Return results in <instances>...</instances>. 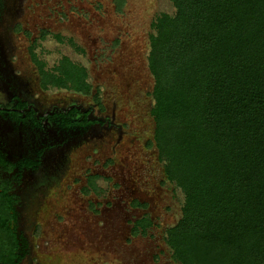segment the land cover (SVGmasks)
<instances>
[{
  "label": "trees",
  "instance_id": "16d2710c",
  "mask_svg": "<svg viewBox=\"0 0 264 264\" xmlns=\"http://www.w3.org/2000/svg\"><path fill=\"white\" fill-rule=\"evenodd\" d=\"M172 1L174 13L152 22L148 54L149 146L185 196L165 242L177 264H264V0ZM114 2L121 9L124 0ZM43 81L92 90L87 68L67 55ZM16 212L0 194V264H20L29 250L27 238L11 231ZM133 224V235H145L153 220Z\"/></svg>",
  "mask_w": 264,
  "mask_h": 264
},
{
  "label": "rangeland",
  "instance_id": "374dc122",
  "mask_svg": "<svg viewBox=\"0 0 264 264\" xmlns=\"http://www.w3.org/2000/svg\"><path fill=\"white\" fill-rule=\"evenodd\" d=\"M25 9L21 60L30 63L34 46L47 67L64 55L84 65L90 94L50 87L51 97L95 102L117 126L72 144L63 171L28 194L22 216L32 248L23 264H177L165 235L181 217L185 196L149 146L155 131L149 36L157 15L174 13L173 1L124 0L118 9L114 0H27ZM146 215L153 225L133 235V222Z\"/></svg>",
  "mask_w": 264,
  "mask_h": 264
},
{
  "label": "flooded vegetation",
  "instance_id": "af4514ba",
  "mask_svg": "<svg viewBox=\"0 0 264 264\" xmlns=\"http://www.w3.org/2000/svg\"><path fill=\"white\" fill-rule=\"evenodd\" d=\"M26 2L0 0V194L7 193L16 204L11 231L28 240L29 250L20 264L32 248L22 216L28 194L63 171L72 144L117 126L114 117L100 111L95 102L51 97V86L43 81L51 67L38 57L34 46L28 49L30 63L21 60L18 39L20 32H27ZM39 62L44 63L45 73ZM96 117L105 120L92 119Z\"/></svg>",
  "mask_w": 264,
  "mask_h": 264
},
{
  "label": "water",
  "instance_id": "95a60500",
  "mask_svg": "<svg viewBox=\"0 0 264 264\" xmlns=\"http://www.w3.org/2000/svg\"><path fill=\"white\" fill-rule=\"evenodd\" d=\"M92 119H98V120H100V121H104V120H105V119L102 118V117H96V118H92Z\"/></svg>",
  "mask_w": 264,
  "mask_h": 264
}]
</instances>
